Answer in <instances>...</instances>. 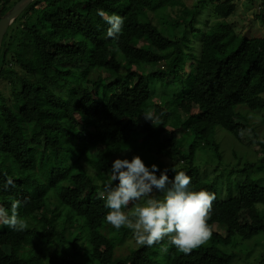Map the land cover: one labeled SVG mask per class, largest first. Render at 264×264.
I'll use <instances>...</instances> for the list:
<instances>
[{
  "label": "trees",
  "instance_id": "16d2710c",
  "mask_svg": "<svg viewBox=\"0 0 264 264\" xmlns=\"http://www.w3.org/2000/svg\"><path fill=\"white\" fill-rule=\"evenodd\" d=\"M183 1L38 0L16 22L12 40H4L0 52V206L10 215L11 202L19 200V215L27 229L12 231L0 220V264H232V256H217L202 245L187 254H161L163 241L142 245L126 258L116 259V239L104 231L109 209L97 198L98 189L106 187L64 164L70 161L62 144L66 138L74 144V160L99 163L110 172L114 160L127 159L129 148L133 149L130 144L137 139L135 152L151 156L146 164H154L152 157L170 156L173 161L167 168L190 176L189 190L215 194L207 222L213 240L232 245L236 237L247 241L264 233V217L257 209L264 205V187L244 181L236 198L221 201L195 158L212 149L220 159L219 145L211 140L218 128L241 145H253L243 126L250 123L251 133L263 136L261 142L256 140L258 148H252L264 156V130L250 117L251 112L264 110V84H253L249 72L261 66L264 77V40L256 44L240 80L224 78V67L233 58L224 47L229 38L224 33L204 36L194 46L187 73L180 62L189 44H181L175 28H182L184 37L189 32L193 35L196 17L205 4L210 3L217 18L229 19L237 12L239 0H199L191 21L176 22L172 26L175 37L170 36L156 18L159 12L184 7ZM248 3L257 5L256 21L264 25V0ZM17 4H0V10L4 5L0 21ZM98 9L124 19L118 39L107 37L109 25ZM161 61L167 62L164 69L143 71L142 66ZM171 75L178 76L170 85L178 88L174 96L182 100L178 105H172L169 93L156 96L150 89V83L162 86ZM4 83L10 86L9 98L1 90ZM62 84L77 88L62 99L53 92ZM161 96L169 102L163 100L157 106L156 130L144 118L150 113L145 106ZM172 125L178 130L168 131ZM165 142L172 146L168 151L162 146ZM168 175L173 178L175 173ZM9 178L14 187H5ZM80 223V231L85 225L88 229V250L78 247L71 232ZM216 226L222 232H216ZM120 230L126 235L132 231ZM45 241L73 243V251H49L43 247Z\"/></svg>",
  "mask_w": 264,
  "mask_h": 264
},
{
  "label": "rangeland",
  "instance_id": "374dc122",
  "mask_svg": "<svg viewBox=\"0 0 264 264\" xmlns=\"http://www.w3.org/2000/svg\"><path fill=\"white\" fill-rule=\"evenodd\" d=\"M4 5L9 3L11 5L17 4L20 0H1ZM199 0H184L183 6L177 10H167L165 12H159L158 17L156 18L157 25L166 29L165 33L174 36V29L172 26H175L176 22H181V24L190 22L192 18V13L194 7L198 4ZM0 2V4H2ZM4 5L0 11L4 9ZM257 5L253 4H240L237 12L229 19H219L217 18L213 12L210 3L205 4L204 7L200 10L196 17L195 22V33L193 35L185 36L182 33V28H175L176 36L179 37L182 41L181 44H189V49L186 53V58H182L180 62V67L183 71L189 73V69L186 64L188 60L191 58L193 54V48L196 44H198L204 36L207 35H215L218 33H224L229 36L226 41V45L224 46L228 56H233L232 60H228V63L224 67V78L227 80H240L244 74V72L249 68L250 58L253 53V50L256 44H259L262 40H264V25L256 21V11ZM190 20V21H189ZM17 25V24H16ZM13 26L11 30L6 34L5 41L10 42L12 40V34L14 30L18 28V26ZM186 38L191 40L189 42L186 41ZM228 57V59H229ZM167 62L161 61L157 64H153L150 67L142 66L144 72H150L154 69H164L166 67ZM189 66V64H188ZM250 76L252 78V83L260 82L264 84V77L262 76V67L256 66L253 69H249ZM40 73H37V77H40ZM92 76H97V73ZM33 80V77L30 78ZM178 76L171 75V77L160 86L159 82L150 83V89L156 96H160L166 93H169V98L172 101V105L181 104L182 100L174 99V96L177 94L178 88L174 86H170L173 83L177 82ZM169 84V85H168ZM182 88V86H179ZM76 86L65 85L62 84L58 88H54L53 92L59 98L66 99L68 93L74 89ZM179 88V91L182 89ZM4 96L10 97L11 89L7 83H4L1 88ZM166 96H161V99L155 103L149 102L145 106V111L150 112L153 116H157L154 114H158L159 109L158 105L164 100V103H168V100H165ZM186 112L184 110H180V114L184 115ZM197 113V112H194ZM186 117V116H185ZM251 121L257 123V127L264 130L263 118H264V110L258 112H251L250 114ZM187 118V117H186ZM240 124L243 121H239ZM242 125V124H241ZM244 130L250 132V139L253 145L246 146L241 145V143L233 138L228 132L223 130L222 128H218L216 130L214 140L219 145V151L221 154L220 159L216 157L212 149L206 154L197 153L195 155L196 158V166L200 169V173L205 179L207 183L215 184L216 190L218 193V199L221 201H227L232 198H236L238 196V186L244 181L253 182L261 187H264V164L261 163V160L264 159V156L255 150L257 147L256 140L262 141V133H259V137L253 135L251 133L252 123L250 126L243 125ZM152 129H158V123L155 122V125L152 123ZM178 130V126L172 125L168 128V131L175 132ZM76 129H73L72 132H75ZM145 133V132H143ZM187 136L185 135V137ZM210 140V141H211ZM62 144L65 145L67 150V155L70 158V161L64 162L67 166H74L76 168L77 173H86L93 180L94 184L98 186L106 185V182L109 179L110 171L102 168L99 163L89 162V161H79L77 162L72 158V153L74 151V144L71 138H66L62 140ZM130 145L132 148H129L127 153V159H131L134 156H140L144 162L149 161L150 155H147L145 152L144 155H140L135 152L137 147V139L134 140ZM162 146H164L165 151H168L172 148L171 144L165 142ZM128 149V147H124ZM155 159L154 164L158 165L160 170L162 171L166 168L173 160L172 157L163 155L161 157H152ZM146 166L150 167L152 164H146ZM171 165V164H170ZM252 166V167H250ZM160 173L157 172V176L159 177ZM118 181L113 182V187L117 184ZM101 191H106L104 189H98V193ZM163 193L154 192L151 196L163 199ZM148 197L142 198L138 202L130 203L126 208L122 209L126 213H131L135 206L142 205ZM150 198V197H149ZM54 199H52V203H54ZM258 211L264 217V205L257 206ZM86 222V221H85ZM68 229L70 228L68 225L66 226ZM127 229L126 226H123ZM81 223L77 226H73L71 228L72 234H75L74 241L78 245V247L84 246L87 249L86 245L88 244L87 236L88 229L84 231H80ZM105 233H107L110 237L116 239L115 240V249L114 256L116 259L126 258L131 255L133 252L138 251L142 245L136 243L133 230L129 232V235H126L123 231L117 228H114L111 224L107 222L106 229H104ZM216 232H222V229L219 227H215ZM226 232H224L225 235ZM78 235V237H76ZM69 237V235H66ZM202 246L206 247L213 254L220 257H233L232 264H261L264 259V233L256 236L251 240L244 241L241 237H236L233 241L232 245H227L222 241L213 240L211 237L202 244ZM43 247L47 248L49 251H63L68 250L69 252L73 251V243H48L47 241L43 242ZM167 249V251H172L174 255H180L181 251H179L175 246L168 243V238L165 237L163 241V249ZM88 250V249H87ZM162 250L163 252H167ZM87 259V255H85ZM92 261V258H90ZM35 264H40V262H35Z\"/></svg>",
  "mask_w": 264,
  "mask_h": 264
},
{
  "label": "clouds",
  "instance_id": "9594fccd",
  "mask_svg": "<svg viewBox=\"0 0 264 264\" xmlns=\"http://www.w3.org/2000/svg\"><path fill=\"white\" fill-rule=\"evenodd\" d=\"M97 14L109 25L107 37L118 39L124 19L116 14L109 16L102 9H98ZM144 118L155 125L151 113H146ZM169 171L175 173L173 178L169 177ZM116 181L118 183L113 187ZM190 183L191 177L174 167L161 171L156 164L146 166L140 156H134L130 161L117 158L112 163L106 191L99 192L97 198L104 200L105 207L109 209L106 221L114 228L126 226L133 230L137 244L151 247L167 237L169 244L187 254L210 238L207 222L216 198L215 194L205 190H189ZM5 187H14V181L9 178ZM154 192L163 193V199L151 196ZM144 197L150 198L135 206L130 214L122 210ZM20 204L19 200L11 202L10 215L0 206V220L16 232L27 229L19 215ZM163 250L167 251L166 248Z\"/></svg>",
  "mask_w": 264,
  "mask_h": 264
},
{
  "label": "water",
  "instance_id": "95a60500",
  "mask_svg": "<svg viewBox=\"0 0 264 264\" xmlns=\"http://www.w3.org/2000/svg\"><path fill=\"white\" fill-rule=\"evenodd\" d=\"M38 0H21L12 10L1 17L0 21V52L3 41L9 30L19 18Z\"/></svg>",
  "mask_w": 264,
  "mask_h": 264
},
{
  "label": "built area",
  "instance_id": "2783aa9c",
  "mask_svg": "<svg viewBox=\"0 0 264 264\" xmlns=\"http://www.w3.org/2000/svg\"><path fill=\"white\" fill-rule=\"evenodd\" d=\"M251 0H239L238 4H246L248 2H250ZM258 2H260L261 0H257Z\"/></svg>",
  "mask_w": 264,
  "mask_h": 264
}]
</instances>
